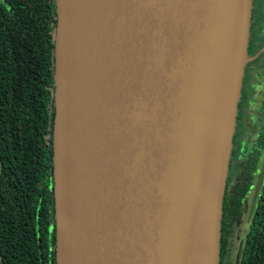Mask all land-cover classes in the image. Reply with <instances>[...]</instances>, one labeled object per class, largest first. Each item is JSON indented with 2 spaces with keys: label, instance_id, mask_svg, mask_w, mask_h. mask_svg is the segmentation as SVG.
<instances>
[{
  "label": "water",
  "instance_id": "1",
  "mask_svg": "<svg viewBox=\"0 0 264 264\" xmlns=\"http://www.w3.org/2000/svg\"><path fill=\"white\" fill-rule=\"evenodd\" d=\"M252 0H55L56 264H219Z\"/></svg>",
  "mask_w": 264,
  "mask_h": 264
},
{
  "label": "trees",
  "instance_id": "2",
  "mask_svg": "<svg viewBox=\"0 0 264 264\" xmlns=\"http://www.w3.org/2000/svg\"><path fill=\"white\" fill-rule=\"evenodd\" d=\"M55 26V0H0V264H56ZM261 208L240 264H264ZM225 216L220 256L230 228Z\"/></svg>",
  "mask_w": 264,
  "mask_h": 264
},
{
  "label": "flooded vegetation",
  "instance_id": "3",
  "mask_svg": "<svg viewBox=\"0 0 264 264\" xmlns=\"http://www.w3.org/2000/svg\"><path fill=\"white\" fill-rule=\"evenodd\" d=\"M247 57L232 136L221 238L225 215L230 219V228L219 264L241 263L246 239L254 232L264 204V0H252ZM244 219L248 225L233 261L235 228Z\"/></svg>",
  "mask_w": 264,
  "mask_h": 264
},
{
  "label": "rangeland",
  "instance_id": "4",
  "mask_svg": "<svg viewBox=\"0 0 264 264\" xmlns=\"http://www.w3.org/2000/svg\"><path fill=\"white\" fill-rule=\"evenodd\" d=\"M245 222V224L243 225L242 223ZM243 222L240 225H237L235 228V234H234V239H233V253H232V260L234 261V258L236 257V253H237V247L240 243V241L242 240L241 238H243V235L245 234V230L246 227L248 225V221H246L245 219L243 220Z\"/></svg>",
  "mask_w": 264,
  "mask_h": 264
}]
</instances>
